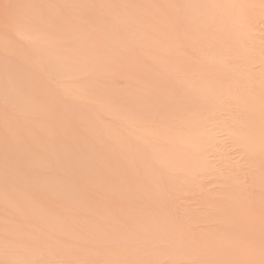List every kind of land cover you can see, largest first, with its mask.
<instances>
[{
	"label": "rangeland",
	"instance_id": "374dc122",
	"mask_svg": "<svg viewBox=\"0 0 264 264\" xmlns=\"http://www.w3.org/2000/svg\"><path fill=\"white\" fill-rule=\"evenodd\" d=\"M0 264H264V0H0Z\"/></svg>",
	"mask_w": 264,
	"mask_h": 264
},
{
	"label": "bare ground",
	"instance_id": "6f19581e",
	"mask_svg": "<svg viewBox=\"0 0 264 264\" xmlns=\"http://www.w3.org/2000/svg\"><path fill=\"white\" fill-rule=\"evenodd\" d=\"M232 56H234V55H232ZM235 58V57H234ZM221 81V80H220ZM257 91V90H256ZM262 95V94H261ZM240 127V126H239ZM241 130V129H240ZM243 149H244V147H243ZM240 150V149H239ZM260 157V156H259ZM263 162V161H262ZM252 163V162H251ZM254 165V164H253Z\"/></svg>",
	"mask_w": 264,
	"mask_h": 264
}]
</instances>
